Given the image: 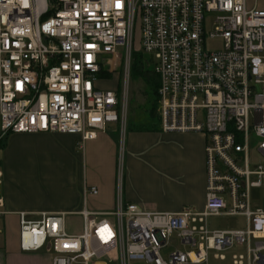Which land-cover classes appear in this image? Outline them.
<instances>
[{"label":"built area","instance_id":"built-area-1","mask_svg":"<svg viewBox=\"0 0 264 264\" xmlns=\"http://www.w3.org/2000/svg\"><path fill=\"white\" fill-rule=\"evenodd\" d=\"M256 1L0 0V144L49 133L79 137L84 151L109 125L124 135L126 94L99 86L115 72L105 71L106 57L119 49L125 82L133 55L149 56L160 131L206 139L203 210L124 204L120 164L114 211L83 210L78 232L67 214L20 213L23 253L51 251L52 264H264V210L251 200L264 180V8L250 5ZM3 178L0 169V216ZM220 216L244 218L246 229L210 230L209 219ZM174 238L183 248L164 258ZM240 248L245 254L226 255Z\"/></svg>","mask_w":264,"mask_h":264},{"label":"crops","instance_id":"crops-1","mask_svg":"<svg viewBox=\"0 0 264 264\" xmlns=\"http://www.w3.org/2000/svg\"><path fill=\"white\" fill-rule=\"evenodd\" d=\"M119 128L109 125L106 132H98L97 138L87 142L80 152L77 136L11 135L7 142L17 149L18 156L26 153L41 158L40 152L50 154L49 157L55 153L62 172L57 179L42 180L37 194L33 186L38 188L40 183L28 187L23 180H14V163L9 150L5 151L1 169L5 205L0 216V264H52L51 251L20 250L19 214L27 213L30 220H38L43 213L67 214L80 223L83 210L105 217L117 204L120 164L124 204H137L150 212L178 213L187 207L203 210L207 188L203 135L128 131L122 139ZM90 188H96L98 195L84 197Z\"/></svg>","mask_w":264,"mask_h":264},{"label":"rangeland","instance_id":"rangeland-1","mask_svg":"<svg viewBox=\"0 0 264 264\" xmlns=\"http://www.w3.org/2000/svg\"><path fill=\"white\" fill-rule=\"evenodd\" d=\"M259 5L264 8V0H258L256 2L250 3V5ZM135 46L140 48V33L138 30L135 33ZM219 43L210 42L208 43V48L215 50L219 49ZM119 54L116 57H106V61L104 62L105 71L112 72L108 74V76L101 78L99 86L102 90L108 89H118L120 93L126 94V106H127V131L123 135L121 133V129L119 128V133L122 139L126 137L128 132V128L132 123H141L146 119L147 112L153 109L154 105V97L152 93L148 90L147 86L139 79V76L136 73H131L130 78L127 82H125L124 74H123V60L121 58V54L123 53V49H119ZM146 59L149 56L145 55ZM153 69V67H152ZM109 77V78H108ZM156 116L159 119L158 112H156ZM159 126L161 130V124L159 120ZM11 137V136H10ZM9 137V138H10ZM9 138L7 140H9ZM4 142V147L0 148V169H4L2 165L4 158L6 159L5 151L9 150L8 155L10 157V161L14 163L13 165V177L14 180H23L29 186L38 184L39 187L34 188V192L37 194L40 193L38 190L41 186V181L46 179H57L60 177L61 167L55 153L46 154L44 152H40L38 156L41 158L33 157L32 154H23L16 153L17 149L13 145H9V141ZM9 146V148H8ZM8 148V149H7ZM79 151V150H78ZM80 152V151H79ZM255 153L251 154V157L254 158ZM121 161L123 162V156L121 155ZM253 161L255 159H252ZM9 161V164L12 165ZM120 161V162H121ZM39 181V182H38ZM251 200H252V209L255 211L257 209L264 210V180L263 187L259 189L251 190ZM67 226L73 232H78L81 229V223L79 219L76 218H68ZM209 228L210 230H244L246 229V220L241 217H212L209 219ZM183 246L179 243V241L174 238L171 240L169 246L162 252L164 258H167L168 254H173L176 250H182ZM242 253L245 254V250L242 248L235 249L231 252L226 253L228 258L230 259L232 253ZM215 253L210 252L209 258L213 261V256ZM135 264V263H134ZM217 264H227V263H217ZM230 264V263H229Z\"/></svg>","mask_w":264,"mask_h":264},{"label":"trees","instance_id":"trees-1","mask_svg":"<svg viewBox=\"0 0 264 264\" xmlns=\"http://www.w3.org/2000/svg\"><path fill=\"white\" fill-rule=\"evenodd\" d=\"M131 73H136L139 76V79L142 82H144V84L147 86L148 90L152 93L154 97V105H153V109L152 110L150 109L147 112L146 119L141 123H132L128 128V131L134 133L158 132L160 131V126H159V119L156 116V112H158V105H159L158 104L159 81L157 76L153 72L151 62L148 59H146L143 53L139 52L133 55ZM2 147H4V143L0 144V148Z\"/></svg>","mask_w":264,"mask_h":264}]
</instances>
